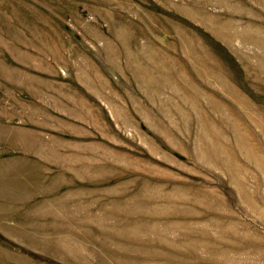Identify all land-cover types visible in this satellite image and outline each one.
<instances>
[{
	"label": "rangeland",
	"instance_id": "rangeland-1",
	"mask_svg": "<svg viewBox=\"0 0 264 264\" xmlns=\"http://www.w3.org/2000/svg\"><path fill=\"white\" fill-rule=\"evenodd\" d=\"M0 264H264V0H0Z\"/></svg>",
	"mask_w": 264,
	"mask_h": 264
}]
</instances>
